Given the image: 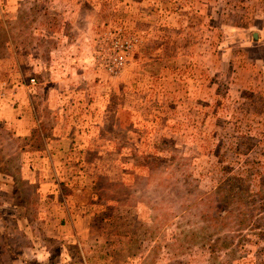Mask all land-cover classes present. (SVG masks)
<instances>
[{
	"label": "rangeland",
	"instance_id": "1",
	"mask_svg": "<svg viewBox=\"0 0 264 264\" xmlns=\"http://www.w3.org/2000/svg\"><path fill=\"white\" fill-rule=\"evenodd\" d=\"M0 264H264V0H0Z\"/></svg>",
	"mask_w": 264,
	"mask_h": 264
},
{
	"label": "built area",
	"instance_id": "2",
	"mask_svg": "<svg viewBox=\"0 0 264 264\" xmlns=\"http://www.w3.org/2000/svg\"><path fill=\"white\" fill-rule=\"evenodd\" d=\"M122 40L114 41L116 52L106 61L105 67L110 74L116 75L123 68L125 62V55L130 51L131 44L128 42H120Z\"/></svg>",
	"mask_w": 264,
	"mask_h": 264
}]
</instances>
